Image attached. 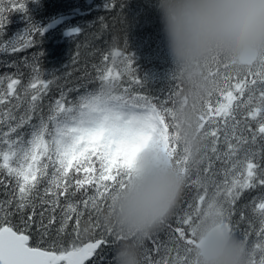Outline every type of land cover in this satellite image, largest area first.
<instances>
[{"label": "snow or ice", "instance_id": "obj_1", "mask_svg": "<svg viewBox=\"0 0 264 264\" xmlns=\"http://www.w3.org/2000/svg\"><path fill=\"white\" fill-rule=\"evenodd\" d=\"M10 3L25 13L26 26L8 36L9 17L0 7V53L7 55L35 47L44 31L28 19L25 2ZM42 55L33 54L31 64L25 59L32 69L27 82L15 63L5 67L16 72L0 74V264H115L125 236L105 213L149 145L167 155L185 184L168 218L140 242L141 264H196L197 226L206 219L242 243L246 264H264V55L243 69L218 56L207 62L197 157L175 131V97L183 88L176 69L166 96L149 95L131 55L123 56V72L108 66L122 55L114 51L103 54V66L93 65L97 89L88 87L94 80L85 72L84 83L49 98L54 81L41 78ZM225 61L234 73L211 71ZM258 141L260 151L253 148ZM252 190L260 195L240 205Z\"/></svg>", "mask_w": 264, "mask_h": 264}, {"label": "clouds", "instance_id": "obj_2", "mask_svg": "<svg viewBox=\"0 0 264 264\" xmlns=\"http://www.w3.org/2000/svg\"><path fill=\"white\" fill-rule=\"evenodd\" d=\"M161 32L183 88L175 97L177 139L199 155L200 102L208 91L206 65L221 57L235 67L264 55V0H156ZM185 178L167 155L149 145L139 152L133 179L115 194L105 217L125 236L115 247V264H141L140 242L168 218ZM196 264H246V250L212 219L197 226Z\"/></svg>", "mask_w": 264, "mask_h": 264}, {"label": "trees", "instance_id": "obj_3", "mask_svg": "<svg viewBox=\"0 0 264 264\" xmlns=\"http://www.w3.org/2000/svg\"><path fill=\"white\" fill-rule=\"evenodd\" d=\"M87 1L20 0L26 3L28 19L42 29L56 17L81 7L82 13L75 16L74 22L82 32L70 36H64L62 31L56 30L43 32L42 36H35L37 44L33 48L11 55L0 53V74L16 72L17 67H5L6 63H15L23 73L24 81L27 82L32 69L27 67L24 61L27 59L31 64L33 54L41 52L43 54L39 59L41 78L54 81L49 92V98H54L62 88L66 89L77 82L84 83L85 80H81L80 77L84 76L85 72L90 74L86 79L94 80L88 87L97 89L99 82L95 81L96 72L93 65L103 66V54L118 51L122 55L115 57L114 63L111 59L107 62L109 67H113L114 73L124 71L123 56L131 55L144 92L158 97L166 96L172 83L171 76L175 65L161 32L159 14L155 7L156 0H92L90 5ZM107 3L113 6L107 9L105 7ZM0 7L6 9L5 15L9 17L8 36L26 26L25 13L13 9L10 0H0ZM8 36L3 39L6 40ZM226 63L225 61L219 66L213 65L211 71L223 73L227 70L234 73L232 66L225 69ZM126 79V76L120 77L124 87H127ZM215 99L213 97L214 103ZM47 102L46 100L45 103ZM253 148L260 151L261 142L258 141ZM215 167L220 170L221 163L216 161ZM259 195V190H252L246 193L239 203L240 205L250 203L253 197ZM2 198L0 195V199ZM245 211L250 213V209ZM18 219V215L12 217L13 222ZM69 227L71 228V224ZM241 227H246V224ZM159 239L168 241L165 231L159 233ZM250 239L255 240V237ZM148 246L151 247V244L148 243Z\"/></svg>", "mask_w": 264, "mask_h": 264}, {"label": "water", "instance_id": "obj_4", "mask_svg": "<svg viewBox=\"0 0 264 264\" xmlns=\"http://www.w3.org/2000/svg\"><path fill=\"white\" fill-rule=\"evenodd\" d=\"M92 0H88V3H91ZM80 9H76V12H79ZM74 17V13L64 14L54 19L49 25L45 26V31H49L51 29L57 28L59 25L63 24L66 20L72 19ZM78 29L77 27L68 28L64 31L65 36H69L73 34V30Z\"/></svg>", "mask_w": 264, "mask_h": 264}]
</instances>
